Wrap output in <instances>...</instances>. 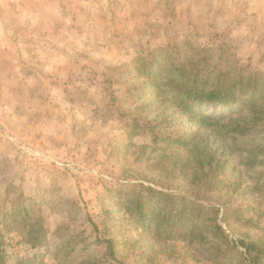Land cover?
<instances>
[{"label":"rangeland","instance_id":"1","mask_svg":"<svg viewBox=\"0 0 264 264\" xmlns=\"http://www.w3.org/2000/svg\"><path fill=\"white\" fill-rule=\"evenodd\" d=\"M179 36L209 47L224 67L264 74V0H0V233L10 264L36 254L42 264H225L210 243L194 254L184 243L138 242L117 206V191L133 184L195 197L178 177L151 168V146L143 148L151 139L126 126L120 113L130 106L110 97L124 91L136 56ZM252 176L228 164L219 170L228 189L207 181L197 189L198 202L219 209L208 224L224 230L234 264H264V253L249 249L256 241L264 251V199ZM22 200L33 202V221L46 230L36 246L8 217ZM73 238L80 244L65 260ZM107 238L113 258L101 247Z\"/></svg>","mask_w":264,"mask_h":264},{"label":"trees","instance_id":"2","mask_svg":"<svg viewBox=\"0 0 264 264\" xmlns=\"http://www.w3.org/2000/svg\"><path fill=\"white\" fill-rule=\"evenodd\" d=\"M129 70L124 91H113L111 101L119 108L130 106L129 112L120 113L121 119L128 117V128L137 126L135 129L151 139L143 145L151 146L147 158L151 168L178 177L195 197L133 184L130 190L115 193L125 226L135 225L140 232L138 242L152 249H167L169 244L179 242L195 254L196 245L210 243L216 262L222 258L225 264H234L229 254L233 245L224 230L217 223L208 224L209 215L217 217L219 209L198 202V190L205 181L210 189H228L219 170L234 164L252 172L255 189L261 188L264 199V185H260L264 183V74L234 65L224 67L209 47L181 36L157 49H145ZM220 105H227L230 113L210 114L211 108ZM129 131L132 136L135 130ZM19 197L23 199V193ZM32 209L33 202L22 200L11 207L8 217L16 228L32 237L36 246L45 238L46 230L40 220L33 221ZM234 216L243 219L238 213ZM208 226L215 229L212 237L206 234ZM5 244L0 233V264H10ZM78 244L73 238L64 245L72 247L63 254L65 260ZM101 247L108 257L117 254L111 238L101 239ZM249 249L257 251L258 258L264 253L256 241ZM41 256L22 258L14 264H42Z\"/></svg>","mask_w":264,"mask_h":264}]
</instances>
